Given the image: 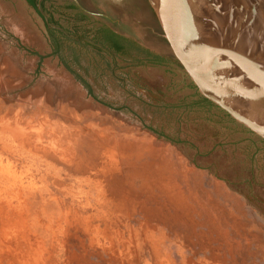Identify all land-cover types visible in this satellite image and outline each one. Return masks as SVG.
I'll use <instances>...</instances> for the list:
<instances>
[{
  "label": "rangeland",
  "instance_id": "obj_1",
  "mask_svg": "<svg viewBox=\"0 0 264 264\" xmlns=\"http://www.w3.org/2000/svg\"><path fill=\"white\" fill-rule=\"evenodd\" d=\"M37 6L0 0V264H264V138L149 0Z\"/></svg>",
  "mask_w": 264,
  "mask_h": 264
},
{
  "label": "water",
  "instance_id": "obj_2",
  "mask_svg": "<svg viewBox=\"0 0 264 264\" xmlns=\"http://www.w3.org/2000/svg\"><path fill=\"white\" fill-rule=\"evenodd\" d=\"M247 1L149 0L201 94L264 138V58L249 49ZM254 1L264 12V0Z\"/></svg>",
  "mask_w": 264,
  "mask_h": 264
},
{
  "label": "bare ground",
  "instance_id": "obj_3",
  "mask_svg": "<svg viewBox=\"0 0 264 264\" xmlns=\"http://www.w3.org/2000/svg\"><path fill=\"white\" fill-rule=\"evenodd\" d=\"M194 10V8H193ZM249 13H251V15H249ZM263 13V9L261 8V6L255 2L254 0H248L247 4H246V10H245V28H244V32L245 33H252V35H254L253 37V42L256 41V45L257 48L259 49V47L261 45L264 44V26L263 24H259L260 21V16H262ZM263 19H264V15H263ZM259 26V27H257ZM252 42V44H253ZM251 44L250 41V47H252L253 45ZM255 47V45H254Z\"/></svg>",
  "mask_w": 264,
  "mask_h": 264
},
{
  "label": "trees",
  "instance_id": "obj_4",
  "mask_svg": "<svg viewBox=\"0 0 264 264\" xmlns=\"http://www.w3.org/2000/svg\"><path fill=\"white\" fill-rule=\"evenodd\" d=\"M31 7H33L34 9H37L38 10V6H37V3H38V0H25ZM44 2V0H42L41 3H39L38 5L39 6H42V3Z\"/></svg>",
  "mask_w": 264,
  "mask_h": 264
},
{
  "label": "flooded vegetation",
  "instance_id": "obj_5",
  "mask_svg": "<svg viewBox=\"0 0 264 264\" xmlns=\"http://www.w3.org/2000/svg\"><path fill=\"white\" fill-rule=\"evenodd\" d=\"M74 2H76V0H73ZM42 2V0H38V3H37V5L39 4V3H41Z\"/></svg>",
  "mask_w": 264,
  "mask_h": 264
}]
</instances>
